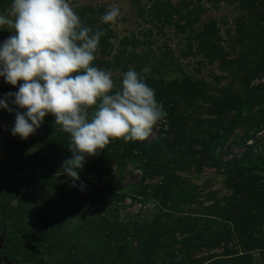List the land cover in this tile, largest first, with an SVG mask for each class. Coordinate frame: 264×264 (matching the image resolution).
Instances as JSON below:
<instances>
[{
	"label": "rangeland",
	"instance_id": "obj_1",
	"mask_svg": "<svg viewBox=\"0 0 264 264\" xmlns=\"http://www.w3.org/2000/svg\"><path fill=\"white\" fill-rule=\"evenodd\" d=\"M69 3L105 31L93 65L117 89L140 73L167 116L145 141L85 157L73 187L61 169L68 134L47 115L27 139L13 136L24 110L8 98L0 264H264V0ZM111 5L121 16L103 24ZM11 35L0 29V44ZM19 83L0 77V99Z\"/></svg>",
	"mask_w": 264,
	"mask_h": 264
},
{
	"label": "clouds",
	"instance_id": "obj_2",
	"mask_svg": "<svg viewBox=\"0 0 264 264\" xmlns=\"http://www.w3.org/2000/svg\"><path fill=\"white\" fill-rule=\"evenodd\" d=\"M120 16L111 5L100 19L113 25ZM4 28L12 35L0 44V77L14 87L20 83L17 92L0 99V108L12 111L6 100L14 97L13 104L24 110L16 112L11 134L27 139L53 116L69 136L72 155L61 169L71 186L80 179L85 157L97 156L115 139L145 141L167 116L140 73H123L117 89L111 71L93 65L105 31L84 25L69 0H11L0 13Z\"/></svg>",
	"mask_w": 264,
	"mask_h": 264
}]
</instances>
